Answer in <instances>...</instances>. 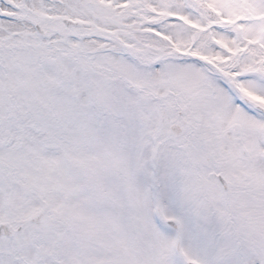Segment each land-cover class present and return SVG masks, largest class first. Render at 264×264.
<instances>
[{
  "label": "snow or ice",
  "instance_id": "snow-or-ice-1",
  "mask_svg": "<svg viewBox=\"0 0 264 264\" xmlns=\"http://www.w3.org/2000/svg\"><path fill=\"white\" fill-rule=\"evenodd\" d=\"M0 264H264V0H0Z\"/></svg>",
  "mask_w": 264,
  "mask_h": 264
}]
</instances>
